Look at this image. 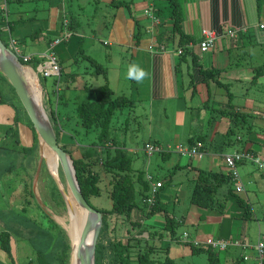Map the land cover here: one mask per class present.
Wrapping results in <instances>:
<instances>
[{
	"label": "crops",
	"instance_id": "1",
	"mask_svg": "<svg viewBox=\"0 0 264 264\" xmlns=\"http://www.w3.org/2000/svg\"><path fill=\"white\" fill-rule=\"evenodd\" d=\"M64 1L52 0L55 4L53 3L48 9V17L21 23H17V19L11 20V22H15H13L12 35L19 42L21 37L24 40V36L36 28L31 34L34 35L31 36V39L39 37L38 34L35 35L36 31L42 32L44 36H51L47 40L48 48L54 39L60 38L59 44L56 45L62 44L60 51L71 50L72 54L74 52L82 53L94 60L102 56L107 61L105 66L107 69L105 72L107 74L106 78L109 74L108 64L110 58H114L115 61L118 58L131 68L139 65L147 70L149 73L147 79L140 83L135 80L129 83L124 79L119 90H125L114 91L115 89H113L114 94L134 98L139 106V115L153 124L160 123V118L170 122L171 117L172 124L175 127L171 124L166 126L168 129L173 127V142H167V146L173 147L176 144H184L185 140L188 143H185V145L189 146L190 139H192L201 147L199 150L202 156L204 153L207 156L205 159L198 158L200 160L191 158L192 160L185 165L176 162L180 158L178 154L172 153V156L174 155L173 161L159 156L162 167L166 164L171 165L170 163L173 164L174 168L172 169L178 170L185 167L183 170L187 169L191 173L192 182L198 170L228 174L224 155L231 153H223L222 148L208 149V144L217 140L222 143L220 146L224 143L230 144L229 141L226 143L222 140L231 128L230 109L232 107L229 103L232 100H234V103L231 104L235 112L247 114L246 120L239 118L234 122L237 128L236 130L233 129V135H235V140L232 141L235 143L232 144L234 146L233 152H246V150H249L254 155L264 159V109H260L257 105L258 72L260 70L262 72V67L259 66L263 63L264 58H261L256 64L255 61L247 57V54L252 56V53H256V51L259 53L264 49V30L259 28V25L264 23V0H177L182 14V28L190 39L185 47L180 45L179 36L173 32L168 0H102L105 6L104 9L99 8L97 0H90L88 3L92 2V4L87 9L86 22L78 19L76 15L77 17L74 20L77 23H75L73 29L69 26V22L73 18L69 17L70 15L74 16V14L70 10L67 11L68 8ZM118 1H123V5H118ZM147 10L149 11L146 12ZM33 23L36 26H33ZM87 27H89V30ZM205 30L214 32L216 40L208 51L202 53L198 43L203 38ZM230 30L234 31V36L227 34ZM94 40H98L104 46H107L110 51L104 53L100 50L101 46L96 45L97 42ZM45 41L46 38H44ZM85 49L95 50V57L85 53ZM179 49L182 50L181 53L178 52ZM238 50L244 53L247 51V53L242 56L239 55L241 57L239 58L235 54ZM24 54L36 55L34 57L39 58V54L43 53L31 52ZM125 56L127 61L124 60ZM60 64L62 67V62ZM201 68L220 71L217 74L218 81L225 84L229 92L226 87L217 85L213 80L205 82L200 73L201 70H199ZM117 69L119 68L114 70ZM2 76L0 73V79H3ZM243 79L252 82H249L248 85V82ZM233 82L240 84L235 85ZM248 88L251 89L250 93H248ZM212 93L215 96H224L223 100H213L221 106L220 109L215 111L209 107ZM194 97L197 98L198 104L192 105ZM16 111L17 109L15 105H12L11 99L4 101L0 98V150L3 149L2 151L4 149L6 151V147H4L6 145H10L12 150L7 149L12 151L11 153H14V150L21 151L22 141L26 142L29 133L32 145L35 141H38L37 136L31 133V127L26 124L25 119L19 116L21 120L16 124L14 121L17 116ZM193 114H196L198 120L190 123V119L194 118ZM195 121H198V125L191 130V126L194 125ZM204 121H207L206 126H204ZM13 126L16 128V132L13 134L14 136H8V131ZM158 126L163 128L161 123ZM238 128H241L243 132L238 131ZM18 133L22 135V141ZM244 134H246V144L243 141ZM145 142L157 146L158 144L161 145L157 139H147ZM123 145L125 146V144ZM143 146L140 148L141 150ZM140 149L131 148L129 151L132 154H137ZM39 154L38 149L36 155L39 156ZM246 164H248L247 160L242 161L238 164V169L240 170V165L245 166ZM248 168L249 166H246L243 171H240L241 174H244L241 178L246 187V193L242 196L253 211V220H256L259 227V220H257L256 210L254 209L256 204L259 209L264 203V197L262 196L264 194V170L257 168L255 165H253V168ZM254 168L256 169L255 172H253ZM160 181L163 182V188L158 199L161 205L173 214L175 221L179 222V226L184 227L182 233L187 232L191 235V238L196 236L198 240L205 239L208 236L228 242L234 239L245 240L249 246H236L239 251L237 256L239 258L245 255L249 257L248 254L250 250L254 249L256 243L253 244L249 240L250 226L248 221L244 220L245 209L243 207L235 205L231 199L225 201L223 212L218 213L213 210L206 211L187 203L175 214L178 192H182V190L175 185L167 187L165 179H160ZM232 185L233 183L222 186L218 197L224 196L226 189L232 187ZM134 215L141 218L140 212H134ZM159 216L162 217L160 214L150 217L149 224L146 221L143 222L144 227L142 228H145L143 231L146 237L149 234L156 233L153 237L154 241L161 238L158 236L161 232L158 231L157 233L156 230L163 228L165 224L164 220H158ZM150 224L159 228H154ZM184 246L188 248V258L194 257L195 255L191 253L188 245L184 244ZM229 248L232 247L229 246L227 249ZM227 249L223 252L222 258L229 261V259H233V255L229 254ZM204 259L208 264L207 256ZM188 263L190 264V262Z\"/></svg>",
	"mask_w": 264,
	"mask_h": 264
},
{
	"label": "rangeland",
	"instance_id": "2",
	"mask_svg": "<svg viewBox=\"0 0 264 264\" xmlns=\"http://www.w3.org/2000/svg\"><path fill=\"white\" fill-rule=\"evenodd\" d=\"M90 0H65L64 4L74 14V17L78 19H81L83 22H86V14L88 7L91 6L92 2L88 3ZM55 4V2H52V0H22L21 3H18L16 1H10L7 3L6 9H7V19L9 20H15L17 19V23L21 22H28L33 20L42 19L44 17H48V9ZM97 4L100 9H104V3L102 0H97ZM108 7H110L107 4ZM99 10V9H98ZM77 15V16H76ZM27 18H29L27 20ZM97 23V21H96ZM33 26H36L33 23ZM84 26V24H83ZM36 28L31 30V33L24 36L23 41H19L18 45L20 47V50L23 53H31V52H41V53H47L48 52V44L47 40L50 39L51 36L49 35H42V32L38 31L39 37L33 40L31 39V34L34 32ZM89 30V27H87ZM44 38H46V41L44 42ZM5 39V38H4ZM53 40V39H52ZM96 45L101 46V49L104 53H108L110 49L107 46H104L101 42L98 40H94ZM62 47V44L56 46L54 48V51L56 53L57 61L62 62L61 72L59 74L61 75H51L48 77H44L42 74H38V81L40 85L42 86V101L43 106L46 109L47 114H49L50 118V107L52 106L53 109H56L58 112L57 116L60 118L61 124L64 127V132L72 134L75 136V139L78 143L71 140L67 135L61 136L59 145H67V149L69 150L71 148V152L74 154V156H80V152L77 148L79 145H84L89 143L92 140H97L96 137H94L93 133L85 134V131L77 124V117L75 115L74 107L77 105L78 101L83 99L87 96L88 89H85L86 87L89 88H97L98 86L103 84V81H105V78L102 77V74H96L94 73L93 67H91V64L88 60V58H83V55L79 54L78 52H74L72 54L71 50L67 51H60ZM85 53L90 54L91 56L95 57L96 52L95 50H84ZM247 53V51H245ZM249 52V51H248ZM240 50L236 51V56L241 58L239 55L246 54ZM252 56H249L247 54L249 59H252L256 62L259 61L261 58H264V49L262 52L256 51V53H252ZM33 56V55H31ZM30 56V57H31ZM36 56V55H34ZM33 56V57H34ZM34 58H30V61ZM45 59V58H43ZM95 60L102 66L107 65L106 59H104L102 56L95 58ZM124 60L127 61V57H124ZM42 61L39 62V64ZM124 63V64H123ZM30 66V65H29ZM262 67L261 69L264 70V61L259 66ZM106 68V67H105ZM116 68H119L117 70H114ZM131 66L126 65L125 62L121 61L120 59L116 58V61L114 58H110L109 64H108V71L109 74L107 76V81L109 87L114 91H120L125 89L119 88L122 86V82L124 79L128 81L129 83H132L133 80L128 79V73L131 70ZM107 71V69H106ZM102 75V76H101ZM107 75V74H106ZM264 76V75H263ZM57 80V82H55ZM244 80V79H243ZM247 81L248 85L249 82H252L251 80H244ZM57 83V85H56ZM235 84V82H233ZM240 83H236L235 85H238ZM10 84H7L4 79H0V98L4 101H7L11 99L12 103L15 104V107L17 109L16 114H18L21 118L27 119L25 117V110L22 107L19 99H16V97L13 94V90H11ZM58 89V90H57ZM248 93L251 92V89L248 88ZM15 92V91H14ZM118 94V93H117ZM258 106L262 110L264 109V77H258ZM17 96V95H16ZM224 96L218 95L215 96L214 93L211 94V99L209 102V107L212 110H218L221 108L220 105L217 104L216 101L213 102V100H223ZM243 99V98H241ZM50 101V103H49ZM189 101V100H188ZM234 103V100H232ZM65 103V104H64ZM191 104V102L189 101ZM198 104L197 98H193L192 105ZM200 105V104H199ZM169 108V107H168ZM225 108V107H223ZM201 109V107H200ZM127 109L122 110L123 114L118 116V120H113L114 126L111 129V136L114 138L115 143L117 146H119V143L124 141L125 142V152H129L131 156V168L134 170V179L136 180V176L138 172L142 171L144 173L143 178L146 179V174H152L154 178L156 179H165L166 180V186L171 187V185H175L176 187L181 188L182 192H178V202L175 205V214L178 212V210L181 207H184L187 203L190 205V196H191V189H192V175L191 173L186 169H172L173 164L170 163L166 164L164 167L160 164V155L154 154L150 158L146 157L143 150L140 148L142 147L143 143L147 139L155 140L157 139L158 142L163 145L167 146V142H173V127H175L172 123V119L170 117V122H168L166 119L160 118V123L162 124L163 128H160L158 126L160 123H152L148 120H142L137 117H132V114L128 115ZM66 116V117H64ZM194 118L190 119V123L196 119V114H193ZM20 117L15 118V122H19L21 120ZM126 118V119H125ZM20 119V120H19ZM65 119V120H64ZM52 121V119L50 118ZM136 121V122H135ZM198 121L194 122V125L191 126V130H193L197 124ZM207 121H204V126L207 125ZM235 120L231 121V127H233L234 130H236L237 127H235L234 124ZM159 123V124H158ZM189 123V124H190ZM27 124V123H26ZM171 124L173 127L172 129H168L166 125ZM141 126V128H139ZM126 127H128L126 129ZM30 128V127H29ZM30 129L31 133H33L35 130ZM74 130V131H73ZM238 131L243 132L241 128H238ZM237 132V131H236ZM161 133V135H160ZM36 135V133H33ZM18 136L21 134L18 133ZM225 138H223L222 141H229L230 144H223L220 141H213L208 144V149L210 148H222L223 153H233L234 146H232V141L235 140V135L233 134H225ZM246 134H244V142L245 141ZM184 141V140H183ZM32 140L30 133L26 137V142H23V147H20V150H14V153H11L12 150L10 145L4 146L6 147V153H4L3 156H0V175L2 176L0 179V209H4L7 206H13L15 209H17L18 212H21L22 207H24L23 213L26 214L31 220H34L37 224L43 226L44 228L52 231V233L58 232V229L54 227L52 224V220L55 221L62 230L67 235V231L62 227V225L55 220V216H58L60 218L67 217V210L65 207H62L58 201H57V192L61 194V197L64 200V196L62 192L60 191V187L58 186L57 182L54 180V176L52 175V172L50 170V166L46 164L45 159L42 160L41 164L39 165L40 157H36V150L39 149V144L37 141V146L35 149L30 151L29 153L37 158V168L33 169L31 172L33 173V178H27L26 177V171L23 170V164L26 163V159H29V156H24L23 154V148H28L32 146ZM31 143V144H30ZM187 143V140L184 141V145ZM79 144V145H78ZM188 144V143H187ZM31 145V146H30ZM173 145V144H171ZM27 146V147H26ZM187 146V145H186ZM80 147V146H79ZM144 147V146H143ZM7 148H10L7 149ZM38 148V149H37ZM66 149L65 147H62ZM131 148H137L140 149L137 154H132L129 150ZM9 150V151H7ZM40 155V154H39ZM174 156V155H173ZM173 156H169L167 159L173 161ZM207 156L205 153L203 156H201L200 159L206 158ZM191 156H180L176 160L178 163H182L181 165H185L187 162H190L192 160ZM196 159V158H194ZM198 159V160H200ZM203 159V160H204ZM202 161V160H201ZM168 162V161H167ZM248 164L245 166H239L240 170L238 169L239 173L240 171H243V168L246 166H249V168H253V164L247 161ZM11 167L12 172L8 173L5 168ZM248 168V169H249ZM255 168L253 172H255ZM15 174H18L17 177H15V180L10 179V177L14 176ZM58 174L63 186V190L65 193L68 192V188L66 185V181L64 180V176L62 173V170L60 166L58 167ZM241 174V173H240ZM243 173L241 174V177H243ZM19 176V177H18ZM110 176L102 175L101 181H100V189L101 194L99 196H94L89 198V204L92 208L96 210H111L112 207V199L109 195L111 184H110ZM9 182H12L11 184ZM12 186H10V185ZM136 189H139V184H136ZM16 190V193L14 194V191ZM33 192L35 195V199H32L33 197L30 195V192ZM67 191V192H66ZM138 191V190H137ZM264 197V194H262ZM140 197L139 195H136V200L139 201ZM65 202V201H64ZM183 202V203H182ZM263 203V202H262ZM141 206V205H140ZM144 210L146 209L145 206H141ZM42 209V210H41ZM256 210V217L257 220H259V227L256 222V220H253V217L251 214L249 215L248 219V225L250 226L249 229V240L251 243H256L258 238V230L264 231V203L262 207L260 206L258 209V205H255ZM46 216V217H45ZM1 217V216H0ZM134 212L131 213L129 218H126L125 216H119V219L115 218V216L109 217V223L110 227L114 226V222H120L123 221L122 224H118V228L116 231H118L116 236H119L121 234V230H129L130 234L135 235L137 233V229H134L131 225V221L134 219ZM138 218V217H136ZM52 219V220H51ZM158 220H164L163 217H158ZM146 223H150L149 219L146 220ZM154 227V225H151ZM144 227V225H142ZM258 227V228H257ZM1 228V226H0ZM159 228V227H154ZM189 228V226H188ZM134 229V230H133ZM164 228L157 229L156 231H159L162 233V238L157 240L154 243H150L149 246L153 248L150 253V258L152 261L158 262L163 261L167 256L169 258H172L174 261V264H206V259H204L205 256H207L205 253H201L200 255H195L194 257L188 258V248L184 246L183 243H178L177 238L181 236L182 229H184L183 226H178L175 230V235L169 236L166 235V231L163 230ZM145 230V228H141V231ZM142 233V232H141ZM113 235V233H111ZM164 234V235H163ZM143 235V234H142ZM145 236V235H144ZM196 238V236H194ZM67 238L69 240L70 246L71 241L67 235ZM12 245H11V251L8 253L7 251H4L0 247V264H39V262L35 258V250L32 247L31 243L28 240H22V239H11ZM154 241V240H153ZM144 248V247H143ZM142 248V249H143ZM234 250H233V249ZM232 248H229L227 251L229 254L233 255V261H239V264H257V259L255 257V250H250L249 260H244L241 262V260L238 259V250L236 246H232ZM231 249V250H230ZM145 250V249H143ZM215 251H219L218 249ZM230 251V252H229ZM252 253H254L252 255ZM190 254V253H189ZM205 255V256H204ZM33 260V262H30ZM71 260V248L69 257L67 259V262L65 264H70ZM222 261H226V258H221ZM208 263V260H207ZM238 263V262H237Z\"/></svg>",
	"mask_w": 264,
	"mask_h": 264
},
{
	"label": "trees",
	"instance_id": "3",
	"mask_svg": "<svg viewBox=\"0 0 264 264\" xmlns=\"http://www.w3.org/2000/svg\"><path fill=\"white\" fill-rule=\"evenodd\" d=\"M10 1H16L18 3L22 2V0H7L6 2L8 3ZM123 3V1H118V5H123ZM168 4L171 12L170 18L172 20L173 32L175 35L179 36L180 45L185 47L190 42V39L184 33L182 28L183 20L181 18L182 14L180 11V5L177 0H168ZM69 18H73L69 22L70 28L73 29V26L77 22L74 20V16L70 15ZM13 22L14 21L11 22V20L7 19L4 11L0 8V38L6 45L8 44L7 32L3 30V27L8 25V28L12 33L14 29ZM37 33L38 31L35 32V35H37ZM20 41H23V37H21ZM83 58H88L91 67L95 68L94 73L99 75L102 74L103 76H101L106 79V68L104 66L100 65L88 55L84 54ZM19 59L23 64H28L34 69L41 61V59L35 57L30 62L26 63L23 62L22 57H19ZM199 70H201L200 73L205 82L213 80V82L217 83V85L226 87L225 84L218 81L217 74L220 73V71L203 68ZM260 72L261 70L258 72V77L264 75L263 69L262 72ZM2 78L7 82L4 76H2ZM55 82H57V80H55ZM7 84L9 83L7 82ZM9 86L11 87V85ZM85 89H88L87 96L79 100L77 105L74 107L77 124L83 129V131H85V134H90L92 132L97 140H92L84 145L78 144L80 146H77L80 156H74L71 152V148L69 150L66 148L67 145H61V147H65L66 149H63L72 157L79 186L88 203L90 197L99 196L101 194L99 184L102 175L104 174L106 176H110L109 179L111 189L109 195L112 199V207L109 211L101 210L104 215L96 245L95 264H174L173 259L168 256L163 261L155 262L151 260L150 253L153 251V248H151L149 244L156 242L153 241V237L156 233L149 234L145 237L142 235L144 234V231H141V228L144 221L150 217L160 214L165 222L163 230L166 231L167 236L170 238L172 235H175L174 229L179 226V222L175 221L173 214L161 205L158 198L156 199L155 204L150 207L149 211L146 209L144 210L141 207L145 206L146 208V197L149 190L148 183L143 178L144 173L142 171H140V173L138 172L136 180L134 179V170L131 168V156L128 151L125 152V146L123 145L125 143L120 142L119 146H117L114 138L111 136V129L115 125L113 120H118V116L120 114L122 116V110L124 111V109H127L126 111H128L129 117L132 114L133 118L137 117L142 120H145L146 118L139 115V106L134 98L126 95H115L113 90L107 84V81L97 88L86 87ZM11 90H13L12 87ZM226 90L228 91V88ZM13 94L16 99H18L14 90ZM231 103H229L232 107L230 109L231 119L237 121L239 118H243V120H246L245 118H247V114L235 112ZM12 105L15 104L12 103ZM49 113L50 118L52 119V121H50L55 130L58 144L60 143L62 135H67L68 137L65 136V138H70L78 143L75 136L64 132L65 129L62 127L63 125L61 124L60 118L57 116L58 112L56 109H53L51 106ZM16 117H19V115L17 114ZM25 117H27L25 120L26 123L33 128V125L26 113ZM211 119H213V117H211ZM14 127L15 126L12 128L10 127L8 136H11L16 132V128ZM127 128L128 127H126V129ZM139 128H141V126H139ZM33 133H35V131ZM228 134H234L233 127L228 130L227 135ZM34 136L36 135L34 134ZM17 141L19 142V140ZM146 143L150 142H145L143 145ZM226 143H228L227 140ZM36 146L37 141H35L31 147L23 148L24 156H29V159H26V163L22 166L23 170L26 171L27 178H33V173L31 171L37 167L38 155H36L37 158H35L29 153L35 149ZM158 146L161 147V150L155 154H159L162 158L166 159L169 156H172V151L168 148V146H161L159 144ZM190 147H197L198 149H201V147H199L192 139H190ZM2 150H0V156H3L4 153L7 154L5 149L4 151ZM5 170L8 173L12 172L11 167L5 168ZM17 175L18 174H15L10 177L11 181L15 180ZM230 175L231 173L229 170L228 174L225 172L198 170L197 174L194 176L195 179L193 180V187L190 196L191 204L206 211L213 210L215 212L222 213L225 208V201H230L232 199V202L235 203V205L241 206L245 209L243 215L244 220H247L250 214L254 217L253 211L245 198L242 196L244 194L237 193L231 186L226 189L224 196L218 197L221 187L232 183V176ZM1 177L2 176L0 175V179ZM9 183L11 184L12 182ZM137 183L139 184V189H136ZM15 193L16 190L14 191V194ZM30 195L36 202L35 195L32 191L30 192ZM136 195H139V201L136 200ZM57 196L58 203L62 207L66 208L65 202L59 192H57ZM22 209L23 210H21V212H18L17 209L11 205L4 209H0V247L4 251L10 253L12 250L11 239L17 238L18 240H28L35 250V258L39 264H65L69 257L71 246L67 235L63 233L64 231L60 225L51 219L54 227L58 229V232L52 233V231L37 224L34 220H31L23 213L24 207H22ZM133 212H140L141 215V218H136V213L134 215L135 220L131 221V226L134 229H137V233L133 235L130 234L129 230L125 231L120 229L119 231H121V234L116 236L114 232H118L116 231L118 224H122L123 221H116L114 222V226L110 227L109 217L115 216V218L119 219V216H125L126 218H129ZM111 233H113V235ZM158 236L162 238V233H159ZM187 243L191 253L194 255L205 253L207 255L208 264H239V261L226 262L221 260L222 254L226 250H219L217 252L211 248L196 246L192 242ZM238 259L241 260V262L244 261L243 257H238ZM30 262H33V260Z\"/></svg>",
	"mask_w": 264,
	"mask_h": 264
},
{
	"label": "water",
	"instance_id": "4",
	"mask_svg": "<svg viewBox=\"0 0 264 264\" xmlns=\"http://www.w3.org/2000/svg\"><path fill=\"white\" fill-rule=\"evenodd\" d=\"M23 67H29L34 71V74L37 73L31 66L24 65L11 48L0 38V73L14 89L33 125L32 127L35 130L39 144V165L42 160L45 159L47 161L48 153L50 156L53 155L57 161L56 171H58L60 166L68 192L73 197V204H71L66 198L62 185L54 178L64 196L68 222L70 223L71 220L76 219L82 227L76 246L73 244L69 233L66 232L71 241L70 264H95L96 245L100 234L99 231H101L103 212L92 208L85 199L77 180L72 157L58 144L55 130L43 106L42 86L40 85V102L38 103L32 94L28 78L22 72ZM36 77L38 79L37 74ZM55 218L59 223L61 222L60 217L55 216ZM60 224L65 229L63 223Z\"/></svg>",
	"mask_w": 264,
	"mask_h": 264
},
{
	"label": "built area",
	"instance_id": "5",
	"mask_svg": "<svg viewBox=\"0 0 264 264\" xmlns=\"http://www.w3.org/2000/svg\"><path fill=\"white\" fill-rule=\"evenodd\" d=\"M7 0H0V8L4 11V14L7 17ZM147 10L146 12H148ZM260 29L264 30V23L260 24ZM3 30L7 32V43L11 50L18 56L22 57L23 62H30V55L24 54L18 45V41L16 38L12 35L10 32L8 25L3 27ZM228 35L234 36V31L230 30L227 32ZM60 38L54 39L49 48L47 53L39 54V58L41 59V63L38 66L40 74H42L44 77H48L51 75H59L60 72V65L57 61L56 53L54 51V48L57 44L60 42ZM216 40V34L212 31L205 30L203 32V39L198 43V47L202 53L206 52L213 46ZM163 49V47H161ZM179 53L182 52L181 49L178 50ZM45 58V59H43ZM161 150L160 146L146 143L143 147V152L146 154V156L149 158L155 153L159 152ZM174 150L181 156H191L193 158H200L202 156L201 151L197 147H185L182 144H178L175 146ZM247 160L250 163L254 164L257 168L264 170V159L261 157H258L251 153L250 151H242V152H233L231 154L224 155V161L227 165L228 170L230 171L232 176V188L234 191L240 194L246 193V187L242 181V178L240 176V173L238 171V164L242 161ZM148 180L151 181V191L149 197L146 199V201L149 204H153L155 201V195L158 191V189L162 186L161 181H153V178L151 175H147L146 177ZM182 241L183 242H192L196 246H200L203 248H211L213 250H225L229 246H242L247 247L248 242L245 240H231V241H225L218 238H214L212 236H208L205 239L198 240L197 238L190 239L189 234L187 232H184L182 234ZM249 246V245H248ZM255 257L257 259V264H264V231L258 230V238L255 244ZM244 260H249V257L247 255L243 256Z\"/></svg>",
	"mask_w": 264,
	"mask_h": 264
},
{
	"label": "bare ground",
	"instance_id": "6",
	"mask_svg": "<svg viewBox=\"0 0 264 264\" xmlns=\"http://www.w3.org/2000/svg\"><path fill=\"white\" fill-rule=\"evenodd\" d=\"M34 58V57H33ZM22 72L25 74L26 78H28L30 87L32 89V94L36 100V102H40V89L41 86L39 84V81L36 77V74H34V71L29 67H23ZM46 161V160H45ZM56 158L52 155L50 156L48 153L46 164L50 168L52 175L54 176L55 180L59 181V183L62 185L60 177L58 176L57 170V163ZM63 187V186H62ZM67 192V191H66ZM67 200L73 204V197L70 193H65ZM61 223L65 226V229L67 233H69L70 238L73 242V244L76 246V244L79 241L80 233H81V224L78 220L74 219L71 220V222H68V216L60 218Z\"/></svg>",
	"mask_w": 264,
	"mask_h": 264
},
{
	"label": "clouds",
	"instance_id": "7",
	"mask_svg": "<svg viewBox=\"0 0 264 264\" xmlns=\"http://www.w3.org/2000/svg\"><path fill=\"white\" fill-rule=\"evenodd\" d=\"M262 24V23H261ZM260 26V25H259ZM260 28V27H259ZM262 30V29H261ZM8 45V44H7ZM9 46V45H8ZM50 46V45H49ZM58 63H59V65H60V62L58 61ZM24 65H27V66H29L28 64H24ZM38 66H39V64H38ZM38 66L34 69L32 66V68L34 69V70H36V74L38 75V74H40V72H39V69H38ZM60 72H61V65H60ZM59 72V73H60ZM58 73V74H59ZM60 75V74H59ZM58 75V76H59ZM39 77V76H38ZM149 77V73H148V71L147 70H145V69H143V68H141L139 65H135V66H133L132 67V69L129 71V73H128V79H130V80H135L136 82H138V83H140V82H142L143 80H145V79H147ZM56 85H57V83H56ZM34 129V128H33ZM37 136V135H36ZM176 145H178V144H176ZM176 145H174L173 147H171V146H168V148L172 151V153H175V154H178L175 150H174V148H175V146ZM182 145H184V144H182ZM185 147H188V148H190V145L188 146H186V145H184ZM179 155V154H178ZM181 156V155H180ZM150 158V157H149ZM254 165V164H253ZM37 168V167H36ZM146 174V176L148 175V173H145ZM149 175H151V177L153 178V181H160V179H156V178H154L153 177V175L152 174H149ZM145 181H147V183H148V186H149V190H148V193H147V197H146V199L149 197V195H150V191H151V181L150 180H148L147 178L145 179ZM162 182V181H161ZM162 188H163V182H162V186L158 189V191H157V193H156V195H155V201H154V203L153 204H149L147 201H146V210H148L149 211V209H150V207L151 206H153L154 204H155V202H156V199L158 198V196H159V193H160V191L162 190ZM144 203H145V200H144ZM66 206V205H65ZM102 212V211H101ZM103 215H104V213H103ZM102 222H103V218H102ZM141 222H143V221H141ZM140 222V223H141ZM142 225H143V223H142ZM102 227V226H101ZM184 233V232H183ZM182 233V234H183ZM182 234H181V236L177 239V241H179L180 243H184V244H188L187 242H183L182 241ZM189 234V233H188ZM144 235V234H143ZM146 237V236H145ZM189 237H190V239H193V238H191V235L189 234ZM243 257V256H242ZM244 260V259H243Z\"/></svg>",
	"mask_w": 264,
	"mask_h": 264
}]
</instances>
